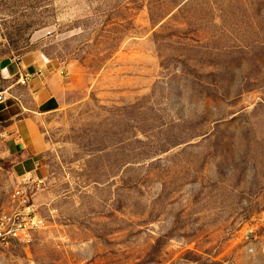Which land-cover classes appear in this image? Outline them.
I'll list each match as a JSON object with an SVG mask.
<instances>
[{
	"label": "rangeland",
	"instance_id": "374dc122",
	"mask_svg": "<svg viewBox=\"0 0 264 264\" xmlns=\"http://www.w3.org/2000/svg\"><path fill=\"white\" fill-rule=\"evenodd\" d=\"M32 52L78 86L41 183L0 179L44 222L0 264H264V0H0V58Z\"/></svg>",
	"mask_w": 264,
	"mask_h": 264
},
{
	"label": "crops",
	"instance_id": "0c3cea01",
	"mask_svg": "<svg viewBox=\"0 0 264 264\" xmlns=\"http://www.w3.org/2000/svg\"><path fill=\"white\" fill-rule=\"evenodd\" d=\"M77 74L36 52L0 58V179L30 185L46 177L40 125L78 86Z\"/></svg>",
	"mask_w": 264,
	"mask_h": 264
},
{
	"label": "built area",
	"instance_id": "2783aa9c",
	"mask_svg": "<svg viewBox=\"0 0 264 264\" xmlns=\"http://www.w3.org/2000/svg\"><path fill=\"white\" fill-rule=\"evenodd\" d=\"M4 95L0 94V101ZM40 180L32 184L39 185ZM10 210L0 212V242L10 241L24 242L28 239L30 232L43 227L44 222L29 203V197L23 186H17L9 196Z\"/></svg>",
	"mask_w": 264,
	"mask_h": 264
}]
</instances>
